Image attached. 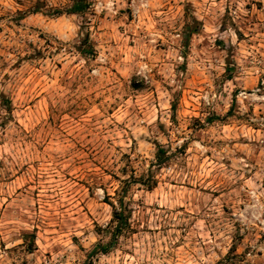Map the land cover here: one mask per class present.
Listing matches in <instances>:
<instances>
[{
    "label": "rangeland",
    "instance_id": "1",
    "mask_svg": "<svg viewBox=\"0 0 264 264\" xmlns=\"http://www.w3.org/2000/svg\"><path fill=\"white\" fill-rule=\"evenodd\" d=\"M74 1L0 0V264H264V0Z\"/></svg>",
    "mask_w": 264,
    "mask_h": 264
},
{
    "label": "trees",
    "instance_id": "2",
    "mask_svg": "<svg viewBox=\"0 0 264 264\" xmlns=\"http://www.w3.org/2000/svg\"><path fill=\"white\" fill-rule=\"evenodd\" d=\"M88 5H89L88 2L85 0H76L72 3L70 7L65 9L63 13L67 15L79 14L83 12L84 10L88 9ZM58 14L60 15L61 13H58ZM167 160H168V156L166 155V153L163 151V149L158 148L156 152V160H155L156 164L155 165L157 167H160L164 165ZM146 188H151V185H147ZM111 208H112V220L117 221V225L112 227V224L114 222L111 220V225H108L107 227V231H109V233L111 234L112 242L106 247L102 245H96L90 253L92 255L108 253L111 250V248H113L114 243L116 242L117 234H120L123 228L126 227L125 225L126 220H124V217L122 216L124 215L123 212L117 211L116 209H114V207H112V205H111Z\"/></svg>",
    "mask_w": 264,
    "mask_h": 264
}]
</instances>
